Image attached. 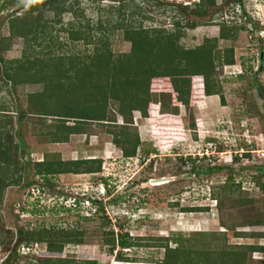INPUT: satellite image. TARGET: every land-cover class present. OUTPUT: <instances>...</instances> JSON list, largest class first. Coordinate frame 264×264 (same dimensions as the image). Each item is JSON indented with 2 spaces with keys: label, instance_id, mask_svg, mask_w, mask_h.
Here are the masks:
<instances>
[{
  "label": "rangeland",
  "instance_id": "1",
  "mask_svg": "<svg viewBox=\"0 0 264 264\" xmlns=\"http://www.w3.org/2000/svg\"><path fill=\"white\" fill-rule=\"evenodd\" d=\"M192 1L123 0L126 20L134 25L170 29L177 19L183 47L218 37L220 23L235 27L236 32L234 39H217L218 49L233 51V63L216 64L213 71L218 94L187 96L188 90L183 89L182 101L167 81L153 82L154 113L150 108L152 115L142 117L133 111L132 123L125 128L138 136L132 157H123L119 145L112 143V134L122 123L112 104L108 110L115 122H89L82 133L69 134L65 141L49 140L47 132L56 117L40 113L59 103L54 92H65L72 72L67 70L59 88L49 80L52 69L40 71V77L31 68L26 80L12 61L23 58L25 43L29 58L34 51L38 58L54 61L40 50L44 36L40 46L22 34L6 41L7 48L0 51V143L6 141L11 153V145H18L12 154L20 165L21 180L1 191L0 264H48L44 259L55 263L60 258L95 264H161L164 245L183 249L182 255L203 264L204 257H214L221 250L264 245L260 235L264 233V175L259 176L256 168L264 166V0H214L200 6L202 13L193 9ZM41 2L0 0V38L10 34L8 20L24 15L34 3L27 20L38 15L39 23L50 30L47 33L64 43V52L56 50L63 62L70 55L91 54L99 38L108 42L114 54L129 51L122 30L111 28L119 18V0H65L59 3L65 11L57 16L58 22ZM135 7L140 14L128 16ZM68 28L88 34L90 43L69 41ZM16 72L20 77L16 81L6 76ZM40 102L45 107L40 109ZM45 154L63 160L98 157L100 169L53 174L51 186L43 187L33 163ZM229 177L239 182L238 189ZM60 231L70 233L67 239L77 237L81 242L66 241L59 252L49 251L47 240L52 242L55 236L45 232ZM110 233L136 245H114L110 250L105 242ZM24 234L46 238L29 240L30 247H24ZM117 255L131 262L116 261ZM243 264H264V251L247 252Z\"/></svg>",
  "mask_w": 264,
  "mask_h": 264
},
{
  "label": "trees",
  "instance_id": "2",
  "mask_svg": "<svg viewBox=\"0 0 264 264\" xmlns=\"http://www.w3.org/2000/svg\"><path fill=\"white\" fill-rule=\"evenodd\" d=\"M36 1H42L41 4L44 8L54 12V22H58L59 15L65 11L64 7L61 4L59 5L65 0ZM235 1L239 2V0ZM192 2L193 9L202 13L203 10L199 9L200 6L203 8L207 4H212L214 0H193ZM187 6V4L183 5L184 8ZM35 8L36 5L33 3L25 8L26 13L24 15L11 17L8 20L10 34L8 37L0 38V51L7 48L8 44L6 41H9L10 36L14 34H22L25 39L29 37L38 46L41 44L39 40L43 39L42 36H44L43 46L40 50L45 54V58H52L54 61L48 62V60L38 58L34 51L31 52L33 58H29L30 56L26 53L28 44L25 43L23 58L12 61L15 63L14 68L18 72H22L20 75L28 78L26 80H29L28 76L31 68H35V71L39 72L40 77L42 76L40 71L52 69L53 75L49 77V80L56 82L55 88H59L62 85L59 83L60 79L66 78L65 73L67 70H71L72 74L67 77L69 82L65 92L63 91L61 94L54 92L56 94L55 99L59 103H55L52 108L47 107L42 111L43 113H40L56 117L54 118L56 120L55 123L52 124L53 129L47 132V135H50L49 140L65 141L69 134L82 133V127L89 122L94 121L99 124L115 122V116H112L108 110L113 105L115 115L121 117L122 123L119 130L112 134V143L119 145L123 157H132L135 155L139 143L138 136L136 133L128 134L125 128L132 123L131 114L133 111H138L142 117L147 114L150 116L154 113L153 98L151 96V93L155 91V89H152L154 81H167L170 83L172 88H176L174 96L182 101H184L183 89L188 90L187 96L201 92L204 95L218 94V84L213 80V71L216 68V64L230 65L233 63L232 48L218 49L216 43L218 38L234 39L235 27H227L220 23L218 37L204 38L196 46L183 47L179 43V38L183 35V32L177 19L173 21L170 29L161 26L145 27L141 23L134 25L130 21L127 22L128 18L125 16L127 9L123 0H119V5L116 9L119 18L111 28L122 30L123 38L130 43L129 51L127 53L114 54L110 50L108 42L99 38L96 42H91L94 45L91 54H84L83 56L70 55L65 63L62 55H56V50L64 52L62 51L64 43L59 42L56 35L51 36L50 33H47L50 30L47 31V28L39 23L40 17L38 15L31 20H27L26 14L32 13ZM139 10L138 7L133 8L132 12L128 13V16L135 13L140 14ZM79 24L80 22H78V27L80 26ZM96 28L98 30L102 29L101 25ZM68 29L67 39L69 41L82 39L85 45L90 43L87 39L89 37L88 34H84L80 29L76 31ZM64 63L68 65L66 69L63 67ZM6 76L14 81H16V78H20L18 73L14 76L9 74H6ZM38 107L41 109L45 106L40 102ZM150 108H152V113ZM68 121L72 123L68 124ZM107 132L111 134V131ZM19 145L22 146L21 143ZM11 147L12 153H17L18 145L14 143ZM12 153L6 141L2 145L0 143V172H4L3 177H0V201L2 197L1 191L4 187L8 184L18 183L21 180L20 165L16 159V154ZM100 163L101 159L98 157L63 160L58 155L45 154L41 160L33 163V172L37 178L43 181L41 183L43 187H50L49 176L53 174L97 172L100 169ZM256 168L258 175L263 176L264 166ZM229 179L231 180L230 177ZM231 184L234 188L238 189L240 187L239 182L233 183L231 180ZM182 210L200 209L184 207ZM19 233L21 232L19 231ZM69 234L66 231L53 234L45 232L44 235L55 236L54 241L48 242L47 240L48 250L59 252L63 242H81L77 237L67 239L71 237ZM260 235L264 237V233ZM24 236L25 238L22 239L25 240L22 245L24 247H30L31 243H27L29 240H43V238H46V236L39 237V234L36 237H31L27 234H24ZM17 241L19 242V240ZM105 242L110 244V250L114 245H118L121 248L136 245L135 242H130L122 236L115 239L113 234ZM237 248L239 249L234 251L221 250L214 257L206 256L203 264H243L247 252L264 251V245H242ZM183 252V249L167 248L164 245L163 258L160 263L200 264L188 255H182ZM44 261L48 264H95L94 260L81 262L66 258L57 259L55 263L51 262L52 260L50 259H44ZM116 261L131 262V260L123 259L120 255H117Z\"/></svg>",
  "mask_w": 264,
  "mask_h": 264
},
{
  "label": "clouds",
  "instance_id": "3",
  "mask_svg": "<svg viewBox=\"0 0 264 264\" xmlns=\"http://www.w3.org/2000/svg\"><path fill=\"white\" fill-rule=\"evenodd\" d=\"M125 185H127V184H125ZM125 187H126V186H125ZM125 187H124V188H125Z\"/></svg>",
  "mask_w": 264,
  "mask_h": 264
}]
</instances>
